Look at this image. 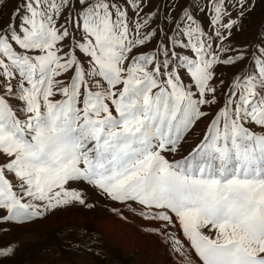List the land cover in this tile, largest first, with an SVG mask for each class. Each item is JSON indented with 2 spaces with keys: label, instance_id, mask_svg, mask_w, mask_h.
I'll return each instance as SVG.
<instances>
[{
  "label": "snow or ice",
  "instance_id": "6c2138e0",
  "mask_svg": "<svg viewBox=\"0 0 264 264\" xmlns=\"http://www.w3.org/2000/svg\"><path fill=\"white\" fill-rule=\"evenodd\" d=\"M50 222L51 264H264V0H0V264Z\"/></svg>",
  "mask_w": 264,
  "mask_h": 264
},
{
  "label": "rangeland",
  "instance_id": "374dc122",
  "mask_svg": "<svg viewBox=\"0 0 264 264\" xmlns=\"http://www.w3.org/2000/svg\"><path fill=\"white\" fill-rule=\"evenodd\" d=\"M56 227V222H50L46 226H40L28 240L25 248L21 250L20 260L23 264H51L52 255L50 249L56 242L52 237V232ZM142 257L133 255H120L117 264H133L134 260ZM62 260L70 261L71 256L64 255ZM173 263L172 260L169 264Z\"/></svg>",
  "mask_w": 264,
  "mask_h": 264
},
{
  "label": "bare ground",
  "instance_id": "6f19581e",
  "mask_svg": "<svg viewBox=\"0 0 264 264\" xmlns=\"http://www.w3.org/2000/svg\"><path fill=\"white\" fill-rule=\"evenodd\" d=\"M171 264H173V263H171Z\"/></svg>",
  "mask_w": 264,
  "mask_h": 264
}]
</instances>
